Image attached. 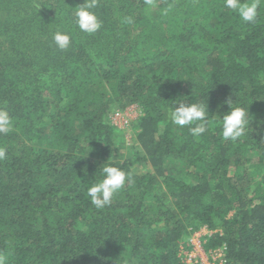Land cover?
Wrapping results in <instances>:
<instances>
[{
    "label": "trees",
    "instance_id": "1",
    "mask_svg": "<svg viewBox=\"0 0 264 264\" xmlns=\"http://www.w3.org/2000/svg\"><path fill=\"white\" fill-rule=\"evenodd\" d=\"M83 2L0 0L4 264H183L202 228L214 264H264V6L245 24L224 0H100L102 27L87 35L71 22ZM58 28L72 33L63 51ZM178 99L207 103L201 137L171 123ZM228 99L249 113L236 141L215 116ZM131 105L124 157L108 115ZM106 163L132 181L97 209L87 188Z\"/></svg>",
    "mask_w": 264,
    "mask_h": 264
},
{
    "label": "clouds",
    "instance_id": "2",
    "mask_svg": "<svg viewBox=\"0 0 264 264\" xmlns=\"http://www.w3.org/2000/svg\"><path fill=\"white\" fill-rule=\"evenodd\" d=\"M99 2L100 0H84L81 5L71 9V22L77 30L92 35L101 29L102 21L94 11L99 7ZM145 3L151 6L152 0H145ZM262 6H264V0H224V7L238 16L245 24L257 23L260 15L259 10ZM126 22L132 23V18L127 17ZM52 42L59 50H66L72 43V33L58 28L52 34ZM225 103H227L229 111L222 116L215 115L220 118L221 137L225 141H236L249 130L248 109L233 103L231 99ZM173 105L174 107L169 113L173 125L179 128L187 126L189 133L194 138H199L208 131L210 121L207 103L186 104L183 100L178 99ZM12 128V117L7 110L0 108V134H7ZM6 154V149L0 147V160L5 159ZM99 174L100 178L87 188V196L93 206L102 209L111 204L114 196L123 188L126 181L131 183L132 177L122 168L109 163L99 169ZM0 264H4L2 257H0Z\"/></svg>",
    "mask_w": 264,
    "mask_h": 264
},
{
    "label": "built area",
    "instance_id": "3",
    "mask_svg": "<svg viewBox=\"0 0 264 264\" xmlns=\"http://www.w3.org/2000/svg\"><path fill=\"white\" fill-rule=\"evenodd\" d=\"M127 118L128 116L124 111H116L111 116L114 126H126ZM211 234L212 232L205 228L199 229L188 240L187 244L190 246V250L185 249L184 246L180 247L179 256L182 258L183 264H214L213 260L217 258L219 254L212 253L213 256H210L204 253L201 249V240Z\"/></svg>",
    "mask_w": 264,
    "mask_h": 264
},
{
    "label": "rangeland",
    "instance_id": "4",
    "mask_svg": "<svg viewBox=\"0 0 264 264\" xmlns=\"http://www.w3.org/2000/svg\"><path fill=\"white\" fill-rule=\"evenodd\" d=\"M116 111H124L128 118H127V125L126 126H121V125H113L112 120H111V116L114 112ZM140 115V109L138 106L136 105H131L126 107L125 109H116L113 110L111 113H109L108 115V120L110 121V124L117 130L122 132L123 135V142H121L123 144V146L120 147V153L122 155H124V157H126L129 153H132L131 147L133 149V147L136 144V139H135V133H134V123L135 120H137V118ZM121 127V128H119ZM133 155V154H132ZM145 169V167H139L138 170H142ZM148 169H145L144 171H147Z\"/></svg>",
    "mask_w": 264,
    "mask_h": 264
}]
</instances>
